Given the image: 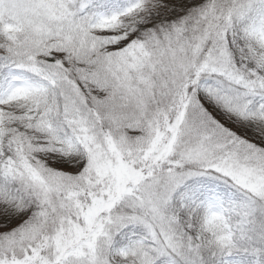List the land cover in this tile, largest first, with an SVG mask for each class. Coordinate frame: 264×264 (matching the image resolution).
I'll return each instance as SVG.
<instances>
[{
    "label": "snow or ice",
    "instance_id": "6c2138e0",
    "mask_svg": "<svg viewBox=\"0 0 264 264\" xmlns=\"http://www.w3.org/2000/svg\"><path fill=\"white\" fill-rule=\"evenodd\" d=\"M0 264H264V0H0Z\"/></svg>",
    "mask_w": 264,
    "mask_h": 264
}]
</instances>
